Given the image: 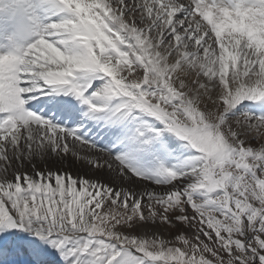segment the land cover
Segmentation results:
<instances>
[{"label":"snow or ice","instance_id":"6c2138e0","mask_svg":"<svg viewBox=\"0 0 264 264\" xmlns=\"http://www.w3.org/2000/svg\"><path fill=\"white\" fill-rule=\"evenodd\" d=\"M0 264H264V0H0Z\"/></svg>","mask_w":264,"mask_h":264}]
</instances>
